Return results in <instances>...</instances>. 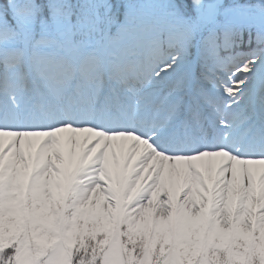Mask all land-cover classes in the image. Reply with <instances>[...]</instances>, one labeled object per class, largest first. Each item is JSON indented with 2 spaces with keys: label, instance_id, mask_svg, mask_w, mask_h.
<instances>
[{
  "label": "snow or ice",
  "instance_id": "1",
  "mask_svg": "<svg viewBox=\"0 0 264 264\" xmlns=\"http://www.w3.org/2000/svg\"><path fill=\"white\" fill-rule=\"evenodd\" d=\"M0 264H264V0H0Z\"/></svg>",
  "mask_w": 264,
  "mask_h": 264
}]
</instances>
